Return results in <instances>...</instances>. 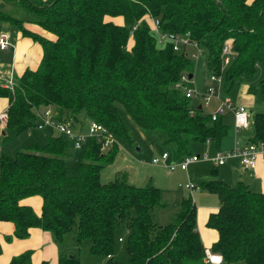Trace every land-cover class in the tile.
I'll use <instances>...</instances> for the list:
<instances>
[{
	"label": "trees",
	"instance_id": "1",
	"mask_svg": "<svg viewBox=\"0 0 264 264\" xmlns=\"http://www.w3.org/2000/svg\"><path fill=\"white\" fill-rule=\"evenodd\" d=\"M19 2L34 15L26 21L48 34L30 31L23 19L0 11V20L11 21L41 47L36 67L14 74L12 90L0 85V97L8 102L3 129L11 135L33 127V108L50 107L58 121H70L79 129L86 119L95 121L126 143L130 135L124 118L144 131L160 130L174 158L190 155L191 141L209 138L219 149L227 131L221 114L211 120L174 88L182 72L192 76L191 58L174 51L170 42L157 43L147 14L158 17L162 29L188 31L204 48L210 72H220V48L230 40L231 58L221 72L224 92L252 74L256 62L264 64V0ZM116 16L122 23L110 18ZM249 89L264 99V77ZM249 122L252 133L246 142L264 140V113H249ZM68 144L60 135H48L13 157L0 155V223H11L15 238L25 239L30 228H38L60 243L64 233L73 231L75 241L87 240L89 253L101 255L104 264H121L113 249L120 238L115 232L123 227L126 264H205L191 197L181 198L172 221L155 223L153 210L165 205L158 187L134 185L124 172L100 180L116 145L103 151L96 139H88L71 175L65 167ZM216 176L212 167L209 177L197 183L218 200L217 210L205 222L217 234L208 250L221 255L225 264H264V192ZM32 196L40 200L38 213L22 203ZM6 264H33L31 251L12 256ZM56 264L79 260L58 252Z\"/></svg>",
	"mask_w": 264,
	"mask_h": 264
},
{
	"label": "rangeland",
	"instance_id": "2",
	"mask_svg": "<svg viewBox=\"0 0 264 264\" xmlns=\"http://www.w3.org/2000/svg\"><path fill=\"white\" fill-rule=\"evenodd\" d=\"M0 11L14 18L23 20H31L34 15L28 11L18 0H0ZM11 26L10 22H3ZM9 26V27H10ZM202 48V47H201ZM190 50L196 56H191L192 61V76L188 82V86L201 93L205 86L209 84L210 71L206 66L207 55L204 48L197 51L190 47ZM264 77V64L261 62L255 63L254 72L250 75H244L238 83L231 86L229 91L224 92L221 89V96L227 99L233 107L242 106L250 111V114L259 112L264 113V99L260 97L258 92L250 91V87H256L260 79ZM190 106H201L202 99L200 97L190 98ZM218 101L211 99L207 107L202 106V113L210 114L214 112ZM6 106L0 110L4 111ZM226 109L221 113V122L226 127V135L221 139L219 151L224 153L228 151L233 143V121L232 115ZM125 124L130 135V142L121 140L115 141L116 152L112 162L107 163L100 171V180L106 181L112 179L118 172H124L127 175L128 181L137 186H143L147 182L152 183L160 189V201L165 204L164 207L156 208L152 212V220L155 223L164 224L173 220L176 212L179 211V202L182 197L191 196L195 206L200 205H218L217 197L198 187L197 183L209 177V171L212 167H216L210 159L214 157L217 149L213 143L208 145L205 142L191 141L188 148L191 155L207 156L206 160H199L187 166L186 171L176 167L173 171L168 170L170 163H179L181 158H174L170 152V145H164V134L160 130L153 132L144 131L137 125L132 123L128 118H124ZM89 121L86 119L83 124L82 133L86 132ZM51 130L37 129L34 126L20 132L17 135H11L5 129L0 130V155L4 154L13 157L16 152L24 151L30 143H43L44 137L48 136ZM4 133V135L1 134ZM52 132V131H51ZM56 135V131H53ZM52 132V133H53ZM252 130L250 122L245 130L236 134L237 139L241 140L251 136ZM55 135V136H56ZM87 143V141H86ZM75 149L71 144L65 147V167L69 174H75L77 167L82 161L81 155L86 146ZM109 149V148H108ZM108 149H102L106 151ZM162 152L168 154L167 160L163 164L152 165V158H159ZM232 163L226 162L221 167H216L218 174L217 178L230 173ZM223 180V179H222ZM192 183L197 189L189 194L182 185ZM119 236L122 241L118 242L115 239L113 257L121 264H126L127 255L124 251V243L126 237V229L121 227L115 232V236ZM55 242V241H54ZM59 248V252L63 254H74L79 264H104V258L101 255H92L89 253V243L83 240L77 243L74 239V232L68 231L63 234L60 243H55ZM236 264H244L238 262Z\"/></svg>",
	"mask_w": 264,
	"mask_h": 264
},
{
	"label": "built area",
	"instance_id": "3",
	"mask_svg": "<svg viewBox=\"0 0 264 264\" xmlns=\"http://www.w3.org/2000/svg\"><path fill=\"white\" fill-rule=\"evenodd\" d=\"M150 27L151 33L155 36L157 43L170 42L171 48L174 51L181 52L189 57L196 56L190 50L194 48L197 53L200 51L198 43L189 37L188 31L177 33L173 31H167L162 29L159 25L158 17L146 15L144 17ZM135 27L132 25L131 30ZM131 30L129 33H131ZM13 47L12 42L9 40L7 33L0 32V49L7 47ZM231 43L229 39H225L221 45L219 58H220V72H210L209 84L205 86L204 90L199 93L195 89H191L188 86L190 77H187L186 72H182L179 76L178 81L174 84V88L181 90L187 98L200 97L202 99V105L207 107L211 99L218 101L217 107L214 112L210 113V119L214 120L217 115L221 114L226 110H230L232 113L233 131L238 133L241 129H245L249 123V113L242 106L233 107L227 99L221 96V72L224 67L228 64L231 58ZM0 85L12 90L15 86L12 69L4 74H0ZM34 112V127L41 129L43 127H50L65 140H67L75 149H78L85 144V142L94 138L100 144L101 149H108L115 144L116 138L101 124L95 121H89L86 132L82 133L78 127L75 128L70 121H58L54 118L55 113L50 107H44L41 109L33 108ZM6 120L5 110L0 112V124H4ZM206 144L210 142L209 138L204 141ZM168 158L166 152H162L159 158H152L150 163L152 165L163 164ZM207 156L203 155H188L180 159L179 163H170L168 166L169 171H173L176 167L186 171L187 166L193 162L199 160H206ZM237 159L238 163L242 168L253 170L256 167L257 160H264V140L259 141H247L241 143L237 138H234L232 147L221 153L218 149L213 158L210 161L215 166L224 164L227 160ZM185 190L192 194L196 191V187L192 183H186L182 185ZM191 197V196H190ZM121 239L118 238V241ZM204 263L205 264H225L222 261L221 255L218 253L210 252L208 249H204Z\"/></svg>",
	"mask_w": 264,
	"mask_h": 264
},
{
	"label": "crops",
	"instance_id": "4",
	"mask_svg": "<svg viewBox=\"0 0 264 264\" xmlns=\"http://www.w3.org/2000/svg\"><path fill=\"white\" fill-rule=\"evenodd\" d=\"M110 18L116 23H122L121 16ZM3 22H10L11 26ZM22 24L30 31L39 32L46 35L48 34L32 22L24 20ZM0 32L7 33L9 40L13 44V47L9 46L7 48L0 49V74L6 75L9 69H12V73L14 76V74H19L20 72H22L24 68L36 67L41 55V47L37 42L32 40L29 36L22 35L15 24L8 20H0ZM7 103L8 102L5 97H0V110H2L5 106L7 107ZM230 115H232V113ZM74 127L77 128V125L75 124ZM3 128L4 124H0V130H3ZM44 128H47L52 132L54 131L50 127H43L41 129ZM82 129L83 125L82 127H80V130ZM245 129H241L240 131ZM51 131L48 134L51 136H55L56 134L54 132L52 133ZM1 134L4 135L3 132H1ZM236 134L237 133H234V138H237ZM248 138L239 141L241 143H244ZM209 143H207V145ZM228 161L232 163L230 173L222 175V177H220L221 180L223 179L222 181L230 185H233L237 181H241L242 183L247 185V187L251 191L264 192V160L258 159L256 167L253 170L242 168L237 159H230L226 162ZM225 163L216 167H221L225 165ZM22 203L30 205L33 210L38 213L40 200L37 196L25 198L22 200ZM217 206L218 205L212 204H207L206 206L200 205L198 207L195 206L196 230L199 235L200 241L204 246V249H209L211 243L214 242L217 238L216 232L213 229L207 228L205 226L208 214L215 212L217 210ZM12 231L13 226L11 223H0V264H6L12 256L20 254L24 250L31 251V262L33 264H40L42 261H46L48 264L57 263L59 248L55 244L56 242H54L49 232L40 230L38 228H30L27 238L17 239L12 235Z\"/></svg>",
	"mask_w": 264,
	"mask_h": 264
},
{
	"label": "water",
	"instance_id": "5",
	"mask_svg": "<svg viewBox=\"0 0 264 264\" xmlns=\"http://www.w3.org/2000/svg\"><path fill=\"white\" fill-rule=\"evenodd\" d=\"M187 77H191V73H187ZM198 108H200V105L198 106ZM248 113H250V111H248Z\"/></svg>",
	"mask_w": 264,
	"mask_h": 264
}]
</instances>
